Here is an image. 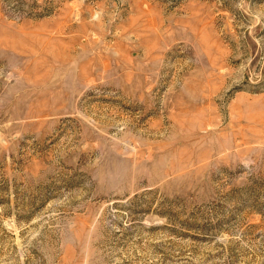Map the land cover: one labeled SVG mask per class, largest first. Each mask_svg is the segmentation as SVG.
I'll return each mask as SVG.
<instances>
[{
	"label": "rangeland",
	"instance_id": "rangeland-1",
	"mask_svg": "<svg viewBox=\"0 0 264 264\" xmlns=\"http://www.w3.org/2000/svg\"><path fill=\"white\" fill-rule=\"evenodd\" d=\"M0 264H264V0H0Z\"/></svg>",
	"mask_w": 264,
	"mask_h": 264
}]
</instances>
